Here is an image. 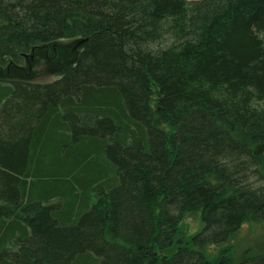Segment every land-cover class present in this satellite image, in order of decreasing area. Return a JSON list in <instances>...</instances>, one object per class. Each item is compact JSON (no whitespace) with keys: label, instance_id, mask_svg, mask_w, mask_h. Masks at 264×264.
<instances>
[{"label":"trees","instance_id":"obj_1","mask_svg":"<svg viewBox=\"0 0 264 264\" xmlns=\"http://www.w3.org/2000/svg\"><path fill=\"white\" fill-rule=\"evenodd\" d=\"M262 222L264 0H0V264H264Z\"/></svg>","mask_w":264,"mask_h":264},{"label":"rangeland","instance_id":"obj_2","mask_svg":"<svg viewBox=\"0 0 264 264\" xmlns=\"http://www.w3.org/2000/svg\"><path fill=\"white\" fill-rule=\"evenodd\" d=\"M57 69L55 64L37 59L29 66L27 77L37 83H49L56 78ZM180 228L186 237L198 232L201 229L199 215L185 217ZM230 247L235 263L240 262L246 257L264 254V222L243 225L232 238Z\"/></svg>","mask_w":264,"mask_h":264}]
</instances>
